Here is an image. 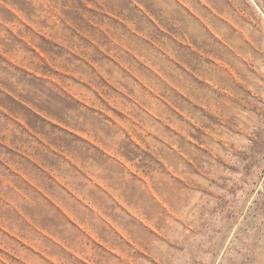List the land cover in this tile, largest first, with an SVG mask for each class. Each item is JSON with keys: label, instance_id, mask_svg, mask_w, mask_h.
<instances>
[{"label": "rangeland", "instance_id": "rangeland-1", "mask_svg": "<svg viewBox=\"0 0 264 264\" xmlns=\"http://www.w3.org/2000/svg\"><path fill=\"white\" fill-rule=\"evenodd\" d=\"M0 264H264V0H0Z\"/></svg>", "mask_w": 264, "mask_h": 264}]
</instances>
